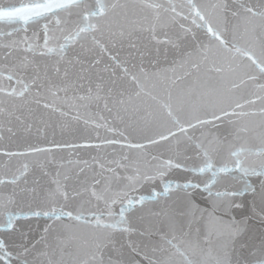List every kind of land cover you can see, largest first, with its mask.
Instances as JSON below:
<instances>
[{
  "label": "snow or ice",
  "instance_id": "6c2138e0",
  "mask_svg": "<svg viewBox=\"0 0 264 264\" xmlns=\"http://www.w3.org/2000/svg\"><path fill=\"white\" fill-rule=\"evenodd\" d=\"M0 264H264V0H0Z\"/></svg>",
  "mask_w": 264,
  "mask_h": 264
}]
</instances>
